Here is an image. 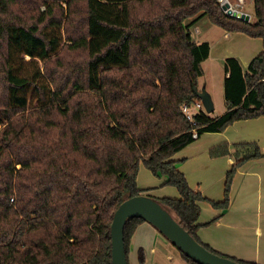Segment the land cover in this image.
<instances>
[{"label":"trees","instance_id":"obj_1","mask_svg":"<svg viewBox=\"0 0 264 264\" xmlns=\"http://www.w3.org/2000/svg\"><path fill=\"white\" fill-rule=\"evenodd\" d=\"M252 3L253 20L243 21L218 0H0V264H112L110 225L141 193L140 165L177 189L154 199L199 243L257 264L201 242L197 220L199 201L228 206L236 169L263 155L258 144L232 143L221 201L193 190L171 159L196 139L193 127L199 137L264 116V43L245 69L224 59L223 114L200 111L193 126L181 110L199 99L210 52L191 26L206 16L264 42V0ZM209 154H229V144ZM143 221L125 223L127 259Z\"/></svg>","mask_w":264,"mask_h":264},{"label":"crops","instance_id":"obj_2","mask_svg":"<svg viewBox=\"0 0 264 264\" xmlns=\"http://www.w3.org/2000/svg\"><path fill=\"white\" fill-rule=\"evenodd\" d=\"M197 20L192 25L194 29L191 27L193 37L198 41H207L210 45L209 57L202 62V68L203 63L210 59L220 60L223 68L225 58L236 57L245 69L263 48L264 42L260 37H250L240 32L231 34L205 17ZM228 43H240V47H235L230 53L222 51ZM204 74L203 69L199 79ZM202 87L207 89V93L210 92L208 84H200L198 80L197 90L202 91ZM207 114L214 117L209 112ZM244 141L257 143L263 155L245 161L236 169L225 209L216 208L207 201H199L201 210L197 220L200 224L197 236L201 242L222 254L264 264V116L236 120L223 131L203 132L171 159L176 161L177 168L185 175L193 190L201 192L210 200L221 201L226 174L235 162V147L232 143ZM223 142L229 144V154L211 156L210 148ZM163 182V178L157 180L149 169L140 165L137 174L140 194L152 198L179 197L177 189ZM145 189L150 190L144 193ZM139 249L143 250L145 256L142 264H187L181 258L179 249L146 220L136 227L131 237L129 264H140Z\"/></svg>","mask_w":264,"mask_h":264},{"label":"water","instance_id":"obj_3","mask_svg":"<svg viewBox=\"0 0 264 264\" xmlns=\"http://www.w3.org/2000/svg\"><path fill=\"white\" fill-rule=\"evenodd\" d=\"M226 14L236 19L250 21L251 16L241 10H233L228 4L221 6ZM196 93L205 110L211 112L213 103L204 90ZM130 217H141L155 226L179 251L200 264H243L229 257L221 256L208 250L186 231L176 217L165 209L157 200L139 194L123 200L116 208L110 225L112 264H129L124 247V227Z\"/></svg>","mask_w":264,"mask_h":264},{"label":"rangeland","instance_id":"obj_4","mask_svg":"<svg viewBox=\"0 0 264 264\" xmlns=\"http://www.w3.org/2000/svg\"><path fill=\"white\" fill-rule=\"evenodd\" d=\"M243 8L251 16V20H253L254 9H253L252 0H245V2L243 4ZM202 17L207 18L206 16H202ZM192 29H194V26L192 27ZM230 33L231 34H235L236 32H230ZM239 44L236 45V44L228 43L225 47L222 48V51H226L227 50L230 53L231 51H233V49L235 47H240ZM219 48L221 50V47H219ZM203 69L205 71V74H204L203 78L199 79V81H200V84H204V82H206L208 84V86H209L210 92L209 91L208 92L210 93V96L212 97V102H213V105H214V110L209 112V113L212 116L216 117V116H218L220 114H223L226 111V103H225V98H224V87H223L224 71H223V68H222V63H221L220 60L212 61L210 59L209 61H205L203 63ZM202 90L207 92L206 91L207 89L205 87L204 88L202 87ZM151 174H153V173L151 172ZM154 176L157 177V180L162 179L159 176H156V175H154ZM169 187L170 188H175L172 185H170ZM146 190H148V189L143 190V192L147 193Z\"/></svg>","mask_w":264,"mask_h":264},{"label":"built area","instance_id":"obj_5","mask_svg":"<svg viewBox=\"0 0 264 264\" xmlns=\"http://www.w3.org/2000/svg\"><path fill=\"white\" fill-rule=\"evenodd\" d=\"M220 6L228 4L229 8L233 9V10H241L243 12H246L243 8V4L245 2V0H218ZM224 13L226 14V10H223ZM227 15V14H226ZM197 32V29L195 30ZM181 110L183 112V114L185 115V117L191 122V124L193 126H195L197 124L196 119H195V114H197L200 111H205V107L203 105V103L198 99L195 100L191 103H185L182 105ZM192 136L194 138L198 137V132L196 130L195 127H193L192 129Z\"/></svg>","mask_w":264,"mask_h":264},{"label":"bare ground","instance_id":"obj_6","mask_svg":"<svg viewBox=\"0 0 264 264\" xmlns=\"http://www.w3.org/2000/svg\"><path fill=\"white\" fill-rule=\"evenodd\" d=\"M201 101V100H200ZM206 111V110H205ZM207 113V112H206Z\"/></svg>","mask_w":264,"mask_h":264}]
</instances>
